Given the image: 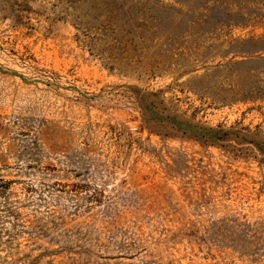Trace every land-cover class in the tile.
Segmentation results:
<instances>
[{
    "label": "rangeland",
    "instance_id": "obj_1",
    "mask_svg": "<svg viewBox=\"0 0 264 264\" xmlns=\"http://www.w3.org/2000/svg\"><path fill=\"white\" fill-rule=\"evenodd\" d=\"M0 264H264V0H0Z\"/></svg>",
    "mask_w": 264,
    "mask_h": 264
},
{
    "label": "trees",
    "instance_id": "obj_2",
    "mask_svg": "<svg viewBox=\"0 0 264 264\" xmlns=\"http://www.w3.org/2000/svg\"><path fill=\"white\" fill-rule=\"evenodd\" d=\"M190 127L193 128V129H196V130H205V131H207V133H209L211 136H216V135H218L216 129H213V128H203V127H200V126H198V125H194V124L191 125Z\"/></svg>",
    "mask_w": 264,
    "mask_h": 264
}]
</instances>
